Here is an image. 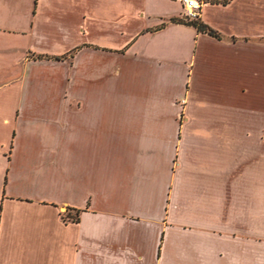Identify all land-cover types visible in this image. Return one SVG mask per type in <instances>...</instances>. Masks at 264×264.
Returning a JSON list of instances; mask_svg holds the SVG:
<instances>
[{"label": "crops", "instance_id": "obj_1", "mask_svg": "<svg viewBox=\"0 0 264 264\" xmlns=\"http://www.w3.org/2000/svg\"><path fill=\"white\" fill-rule=\"evenodd\" d=\"M35 6L0 27V264H264V0L204 1L218 38L179 0ZM41 65L65 68L46 111L39 81L21 95Z\"/></svg>", "mask_w": 264, "mask_h": 264}, {"label": "rangeland", "instance_id": "obj_2", "mask_svg": "<svg viewBox=\"0 0 264 264\" xmlns=\"http://www.w3.org/2000/svg\"><path fill=\"white\" fill-rule=\"evenodd\" d=\"M2 5V11L7 13L6 22L0 23V27H11L13 26V21H11V17L15 16L16 14L18 16H23L25 23L27 20L31 19L32 14L35 11V4L36 0H0ZM177 2V1H176ZM74 9L73 7H70V10ZM36 12L38 13V18L43 16H53V10L54 7H48L46 3L43 1L41 3H38V8L36 7ZM71 12V11H70ZM69 13V10H68ZM71 14V13H70ZM69 14V15H70ZM76 14V13H75ZM71 16V15H70ZM76 17H74L75 19ZM78 21H80V16L78 18ZM24 23V24H25ZM16 26V24H14ZM26 25V24H25ZM19 26V25H18ZM17 26V27H18ZM50 30L49 26L46 27V30ZM46 31L45 33H47ZM42 39L41 45H46L47 47H52V40H49V37H40ZM51 39V38H50ZM19 41V39H18ZM40 41V40H39ZM24 45L26 43V39L22 42ZM3 56L0 55V58ZM0 63L1 62L0 60ZM2 68H0V82L1 79L4 77L5 74H8L9 76L13 73L19 72V66H10L8 67L1 65ZM65 73V68L48 65V66H34L31 69H25L24 70V86L22 88L21 95L27 94L30 87H27V83L35 81H39L38 86L35 87L37 89L36 93H38L40 96H46V99L44 102L40 103L41 110H49L52 108V104L49 100V97H54L57 94H60L61 88L64 84L56 83L58 79H60V76H63ZM120 78V77H119ZM67 89V88H66ZM20 94L17 91V86L14 85H8L5 87H2L0 89V171L5 170V159L3 157V153H5L11 145V135L14 130V119L13 114L11 113L12 108L15 104V98L17 95ZM7 102V104L5 103ZM3 117H7V121L3 120ZM64 213V212H63ZM65 214L70 215L71 217L74 216V212L70 209H67Z\"/></svg>", "mask_w": 264, "mask_h": 264}, {"label": "trees", "instance_id": "obj_3", "mask_svg": "<svg viewBox=\"0 0 264 264\" xmlns=\"http://www.w3.org/2000/svg\"><path fill=\"white\" fill-rule=\"evenodd\" d=\"M204 1H207V2H210V3H217V4H226L229 0H204ZM170 21L172 22H185L189 25H192L196 31L198 32H201V33H206L212 37H215V38H218V35L217 33L211 29L209 26H207L206 24L202 23L201 21L198 20V17L197 18H193V19H188V18H185L184 20L182 19H179V18H171ZM54 59H60L59 57H54ZM77 212V211H75ZM76 214L71 217L70 215L68 214H65L63 215V219H67L69 221H76Z\"/></svg>", "mask_w": 264, "mask_h": 264}, {"label": "built area", "instance_id": "obj_4", "mask_svg": "<svg viewBox=\"0 0 264 264\" xmlns=\"http://www.w3.org/2000/svg\"><path fill=\"white\" fill-rule=\"evenodd\" d=\"M184 8V16L188 19L198 17L200 6L204 3L203 0H179Z\"/></svg>", "mask_w": 264, "mask_h": 264}]
</instances>
